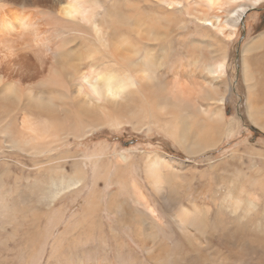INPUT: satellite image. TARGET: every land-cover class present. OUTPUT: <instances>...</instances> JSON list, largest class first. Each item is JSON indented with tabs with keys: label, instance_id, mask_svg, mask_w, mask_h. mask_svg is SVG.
<instances>
[{
	"label": "bare ground",
	"instance_id": "1",
	"mask_svg": "<svg viewBox=\"0 0 264 264\" xmlns=\"http://www.w3.org/2000/svg\"><path fill=\"white\" fill-rule=\"evenodd\" d=\"M263 4L264 0H0V154L14 151L16 160L20 155L35 156L31 163L36 169L48 164L59 170L68 159H48L57 146L126 125L139 132H151L153 127L186 149L198 136L201 146L219 141L224 123L226 41L235 37L245 15ZM200 29L207 33L201 35ZM209 40L218 44L217 59L211 58ZM256 48L254 44L244 50L247 54ZM258 60L261 56L256 54L245 58L249 68ZM196 67L201 68L198 74ZM263 78L259 73L249 79L257 83L255 89L262 95ZM257 105L261 106L258 101ZM212 124L216 134L211 132ZM258 125L264 127V116ZM197 127L201 134L196 133ZM162 157L143 160L145 180L171 209L173 199L161 194L166 184L162 169L168 168ZM85 161L91 181L100 178L107 185L108 171H102L100 157ZM138 162L122 154L116 172L127 174L125 167ZM82 171L70 179L54 174L39 191L47 198L53 191L54 198H59L86 189L92 199L97 182L87 186L84 166ZM122 183L131 195L117 199L116 192L110 194L107 207L117 208L118 215L113 226L106 229L101 215L95 214L101 205L90 201L84 208L90 225L96 226L91 230L93 241L102 239L105 247L97 248L106 251L99 259L95 250L93 262L86 264H189L192 252L171 241L176 230L162 222L139 184L135 180ZM59 215L55 212L54 217ZM180 223L187 225L185 219ZM129 227L133 242L140 246L134 254L121 234ZM55 232L48 235L52 244L35 229L22 238L24 248L19 255L25 256L26 264H80L62 256L60 236H54ZM18 245L13 239L0 246V264H21L18 255L14 259ZM112 249L114 262L109 258Z\"/></svg>",
	"mask_w": 264,
	"mask_h": 264
},
{
	"label": "rangeland",
	"instance_id": "2",
	"mask_svg": "<svg viewBox=\"0 0 264 264\" xmlns=\"http://www.w3.org/2000/svg\"><path fill=\"white\" fill-rule=\"evenodd\" d=\"M200 31L201 35L207 33L203 29ZM194 38H197L196 34ZM226 42L224 123L219 141L201 146L198 136L193 140L194 145L186 149L153 127L151 132L146 129L139 132L131 125L119 129L104 128L86 140L57 146L58 151L54 150L48 159L56 161L58 156L67 158L59 170L48 164L44 169H36L31 160L37 157L20 155L16 160L14 151L2 150L0 246L14 239L19 243L14 259L18 255L16 260L20 259L21 264H26L25 256H20L21 248H24L22 238L35 229L38 235L49 239L57 229L54 236H60L64 251L61 254L67 262L91 263L95 250L101 259L106 251L97 246L101 247L103 241H93L91 230H95L96 226L90 225L84 208L90 201L94 206L101 205L102 208L96 210L95 214L101 215L102 225L106 229L113 226L118 215L117 208L107 207L110 194L116 192L119 195L117 199H129L131 190L127 189L126 192L122 182L135 180L162 222L166 221L170 230H176L171 241L180 249L182 246L184 250L190 249L192 252L189 264H264V127L258 125L260 117L264 116V104L257 105L258 98L252 95V85L257 83L249 82L253 75H264V4L250 10L241 20L235 37ZM207 43L211 58L217 59L214 54L218 51L217 42L209 40ZM254 44L257 50L246 54L244 49ZM248 54L260 55L261 62H254L253 68H249L245 62ZM200 70L196 67L195 74ZM208 81L214 83L210 76ZM261 81L264 83V78ZM201 132L197 127L196 133ZM211 132L216 134L213 124ZM216 136L218 138V135L211 137ZM190 149L191 152H188ZM122 154L139 161L136 165L125 167L128 168L127 174L116 172V162ZM90 156L100 157L102 171H108L107 185L100 178L91 181V172L85 161ZM148 156H163L162 159L168 162V168L162 169L166 184L161 194L173 199L171 209L160 199L161 195L157 196L151 191L145 180L143 160ZM48 166L54 168H46ZM83 166L86 169V185L97 182L98 189L92 199L87 196L86 189L59 198H54L53 191L50 198L39 191L38 187L48 186L50 176L62 173L60 177L70 179L74 172L82 173ZM48 212L54 213L49 215ZM55 212L60 215L54 217ZM92 219L95 221L98 218L94 216ZM181 219H185L187 225L182 226ZM65 226L67 232H64ZM124 231L121 230V234L125 245L133 254L140 251V246L133 242L135 239L131 228ZM190 236L192 238L186 243L185 239ZM108 243L112 245V242ZM109 253L112 261L114 250Z\"/></svg>",
	"mask_w": 264,
	"mask_h": 264
},
{
	"label": "crops",
	"instance_id": "3",
	"mask_svg": "<svg viewBox=\"0 0 264 264\" xmlns=\"http://www.w3.org/2000/svg\"><path fill=\"white\" fill-rule=\"evenodd\" d=\"M257 86V84H253L252 87L254 88L253 94L252 95H256L258 98V103L263 105L264 104V95H262L261 93H259L255 87Z\"/></svg>",
	"mask_w": 264,
	"mask_h": 264
}]
</instances>
